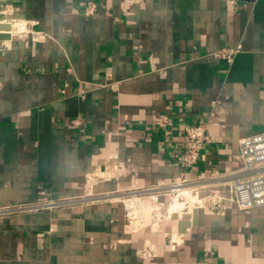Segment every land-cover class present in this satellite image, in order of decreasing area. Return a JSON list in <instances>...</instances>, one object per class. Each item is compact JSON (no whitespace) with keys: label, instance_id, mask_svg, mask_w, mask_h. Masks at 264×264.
I'll return each instance as SVG.
<instances>
[{"label":"crops","instance_id":"0c3cea01","mask_svg":"<svg viewBox=\"0 0 264 264\" xmlns=\"http://www.w3.org/2000/svg\"><path fill=\"white\" fill-rule=\"evenodd\" d=\"M0 23V264H264V205L226 178L264 131V0H0ZM181 179L214 200L179 240Z\"/></svg>","mask_w":264,"mask_h":264},{"label":"built area","instance_id":"2783aa9c","mask_svg":"<svg viewBox=\"0 0 264 264\" xmlns=\"http://www.w3.org/2000/svg\"><path fill=\"white\" fill-rule=\"evenodd\" d=\"M232 2L242 0H230ZM95 4L89 3L87 11L93 12ZM237 49L222 48L216 55L232 61ZM159 127L173 124L168 114H162L156 121ZM185 135L189 142L184 150L183 161L187 165L195 164L200 157V147L208 139L203 123H190L185 125ZM241 166L226 175L233 188L231 201L241 209L253 208L264 205V131L242 136L239 139ZM189 181L181 179L177 184H187ZM171 186L172 187L174 186ZM64 201H41L39 205L54 206Z\"/></svg>","mask_w":264,"mask_h":264},{"label":"water","instance_id":"95a60500","mask_svg":"<svg viewBox=\"0 0 264 264\" xmlns=\"http://www.w3.org/2000/svg\"><path fill=\"white\" fill-rule=\"evenodd\" d=\"M0 29H4L5 32L0 33V41L5 40V39H9L11 38V33H9V29H11V24L10 23H0ZM214 198L212 197H207L203 200H199L198 202H196L195 204H193V211L194 213L197 212V208L201 205L204 204H209L211 201H213ZM188 211V207L182 209L181 213L178 214V216H180L179 218V240H182V238L184 237L185 233L189 230V226L191 225L185 218V212ZM174 216L176 217L177 214H174Z\"/></svg>","mask_w":264,"mask_h":264},{"label":"bare ground","instance_id":"6f19581e","mask_svg":"<svg viewBox=\"0 0 264 264\" xmlns=\"http://www.w3.org/2000/svg\"><path fill=\"white\" fill-rule=\"evenodd\" d=\"M14 29V28H13ZM18 30H20V28L18 29ZM201 185V184H200ZM194 186H195V184H188V185H186V184H184V185H181V186H175V187H172V190L173 191H176V192H178L181 196H184L185 197V195H187V197H193V194H194V189H196V188H194ZM198 186V185H197ZM180 197V196H179ZM178 198V197H177ZM99 199V198H98ZM199 198H192V199H190L189 200V202H190V204H187L186 206H185V202H184V200L182 199V201L180 200V202H176L175 204L176 205H180V207H178V208H181V209H184V208H186V207H190L191 206V204L194 202V201H197ZM201 200V199H200ZM199 201V200H198ZM184 202V203H183ZM174 203V202H173ZM181 203V204H180ZM193 205V204H192ZM190 208H192V207H190Z\"/></svg>","mask_w":264,"mask_h":264},{"label":"rangeland","instance_id":"374dc122","mask_svg":"<svg viewBox=\"0 0 264 264\" xmlns=\"http://www.w3.org/2000/svg\"><path fill=\"white\" fill-rule=\"evenodd\" d=\"M191 182H189V183H187L186 185H188V184H190ZM181 185H183V184H177V185H174L173 187H175V186H181ZM173 193V192H172ZM175 196L174 197V199H173V202H172V204H171V207L173 208V205H175V203L176 202H180V200L182 201V197H184V196H181L178 192H176V191H174V194H171L170 196ZM180 196V197H179ZM178 197V198H177ZM192 198H199L198 200H203V199H205V198H207V196H203V197H198L196 194H195V192H194V194H193V197H187V195H185V199H187V201L189 202V200L190 199H192ZM198 200L197 201H194L192 204H195L196 202H198ZM184 202H186V201H184ZM191 204V206L193 207V205ZM178 208V207H177Z\"/></svg>","mask_w":264,"mask_h":264}]
</instances>
